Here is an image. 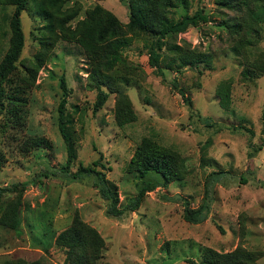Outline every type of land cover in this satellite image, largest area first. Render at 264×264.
<instances>
[{"label":"rangeland","instance_id":"1","mask_svg":"<svg viewBox=\"0 0 264 264\" xmlns=\"http://www.w3.org/2000/svg\"><path fill=\"white\" fill-rule=\"evenodd\" d=\"M127 1L63 0L64 9L78 10L72 26L100 6L117 18L129 39L113 69V75L129 80L124 93L134 120L122 126L114 93H108L101 109L93 111L97 90L88 86L90 68L76 46L59 41L41 62L36 60L44 24L35 12L38 0H28L20 15L24 46L18 76L34 77L28 80L25 131L0 129V190L9 189L0 195V263L42 259L64 264V252L53 244V232L65 230L77 217L103 240L100 261L104 263L190 264L200 260L203 248L221 254L240 248L256 255L253 264H264V189L259 185L264 181V76L251 82L242 77L244 67L232 52L236 36L230 28L238 14L218 0H189L187 8L174 12V18L201 9L208 20L169 42L207 54L210 63L177 68L178 58L164 48L158 52L156 70L148 61L151 39L127 29ZM12 12L11 6L0 9V61L9 39L5 18ZM254 36L245 49L251 61L264 51V23ZM62 79L68 94L63 92ZM225 81L230 82L227 109L219 106L217 95ZM63 99L76 148L67 174L65 145L58 130V106ZM143 138L178 155L183 179L146 193L135 211L110 216L108 202L99 196L94 180H73L71 174L79 166H90L100 154L105 168L97 169L105 173L107 186L115 189L118 207L123 208L135 198L139 185L153 179L151 173L140 178L128 172ZM27 140L39 147L24 146ZM245 175L243 183L240 177ZM205 199L209 208L204 220L184 221V203L197 209ZM18 201L21 225L14 231L2 223L9 220Z\"/></svg>","mask_w":264,"mask_h":264},{"label":"trees","instance_id":"2","mask_svg":"<svg viewBox=\"0 0 264 264\" xmlns=\"http://www.w3.org/2000/svg\"><path fill=\"white\" fill-rule=\"evenodd\" d=\"M202 0H198L201 2ZM218 4L232 8L238 14L234 18V24L230 25L231 32L236 36L232 45V52L242 62V77L246 81H253L258 76H264V51L252 60L246 55V46L250 38H255L261 32V24L264 23V0H218ZM189 0H128L127 29L142 33L151 39L148 47L149 65L158 70L159 53L164 48L178 58L180 66H191L210 63V56L203 53L182 50L169 39L184 33L188 27L197 26L208 19L198 9L192 15L183 14L174 18V12L178 8L185 9ZM7 6L13 7L12 14L7 19L9 39L7 48L0 61V129L5 133L10 131L24 132L27 120V102L31 89L30 77L18 76L17 63L24 46V36L21 29L20 15L27 9L28 0H0V9ZM37 16L44 23L42 33L38 38L40 53L37 61H42L50 48L61 41L76 46L84 56L90 71L88 73V86H94L97 90L93 111L96 112L103 106L112 92L116 95L118 123L120 126L131 123L134 114L130 101L124 93V86L129 80L124 76L113 75L115 65L121 61L122 52L129 45V39L122 30L121 23L109 11L100 6H95L87 11L84 18L78 20L74 26L71 22L78 16V10L64 9L63 0H38L35 7ZM259 13V14H258ZM174 14V15H173ZM171 15V16H170ZM263 15L261 19L260 16ZM179 70V69H177ZM61 87L68 94L65 82L61 80ZM181 93V92H180ZM183 95V94H182ZM219 106L227 109L230 97V82L225 81L217 88ZM187 100V99H185ZM66 100L63 99L58 106V130L62 137L66 150V174L69 166L76 159V148L71 137L65 114ZM264 121V101L261 113ZM24 146L39 147L34 140H27ZM22 150L25 151L24 148ZM2 156L0 155V164ZM104 169L101 163V155L90 166H79L71 174L73 180L92 178L93 186L97 188L99 196L108 202L106 213L117 217L126 210L135 211L139 208L146 193L156 188L167 187L170 182L183 179L184 166L178 155L174 152H166L154 141L143 138L139 143L135 154L128 164V172H134L140 178L151 173L153 179H149L137 190L135 198L127 204L118 207V197L114 188L107 186L105 173L97 168ZM58 176V173H53ZM148 179V178H147ZM240 181L245 183L247 177L241 176ZM259 185L264 189V181ZM15 188V187H12ZM9 189H1L5 192ZM19 201L12 208L9 220H4L2 225L11 230H18L21 225V217L17 207ZM209 208L208 199H205L197 209H190L188 203H184L183 220L190 224L200 223L205 218ZM53 244L64 252V264H108L101 262V253L104 242L98 233L75 217L68 228L55 234L53 232ZM256 255L245 249H236L228 253H217L209 248H203L198 262L189 261L190 264H253ZM100 261V263H99ZM0 264H49L44 260L24 262L21 260H5Z\"/></svg>","mask_w":264,"mask_h":264}]
</instances>
